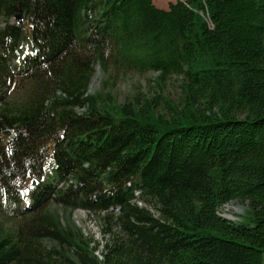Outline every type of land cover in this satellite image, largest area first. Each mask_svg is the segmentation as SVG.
Instances as JSON below:
<instances>
[{"label":"trees","instance_id":"obj_1","mask_svg":"<svg viewBox=\"0 0 264 264\" xmlns=\"http://www.w3.org/2000/svg\"><path fill=\"white\" fill-rule=\"evenodd\" d=\"M111 58L154 91L90 92ZM263 262L264 0H0V264Z\"/></svg>","mask_w":264,"mask_h":264},{"label":"rangeland","instance_id":"obj_2","mask_svg":"<svg viewBox=\"0 0 264 264\" xmlns=\"http://www.w3.org/2000/svg\"><path fill=\"white\" fill-rule=\"evenodd\" d=\"M158 9L166 8L170 2L175 0H152ZM118 61L110 59L105 68L102 69L98 63H94V70L89 82V91L93 92L104 84L102 90L109 91L117 101H122L132 93L150 94L154 90V78L157 72L147 71L138 72L122 67ZM121 65V67H119ZM179 76L172 75L162 85V90L170 97L171 102L178 103L183 99L182 89L180 88ZM13 207V206H12ZM246 209L245 204L228 202L222 206L220 214L231 215L237 219ZM71 221L75 228L82 230L86 237H92L94 241L103 242L104 237L100 231L99 215L89 212L82 208H76L71 213ZM102 245V244H101ZM264 264V262H263Z\"/></svg>","mask_w":264,"mask_h":264},{"label":"water","instance_id":"obj_3","mask_svg":"<svg viewBox=\"0 0 264 264\" xmlns=\"http://www.w3.org/2000/svg\"><path fill=\"white\" fill-rule=\"evenodd\" d=\"M233 202V201H232ZM223 218H226V219H230V220H233V219H235V218H233V216H231V215H227V214H225V215H221Z\"/></svg>","mask_w":264,"mask_h":264},{"label":"crops","instance_id":"obj_4","mask_svg":"<svg viewBox=\"0 0 264 264\" xmlns=\"http://www.w3.org/2000/svg\"><path fill=\"white\" fill-rule=\"evenodd\" d=\"M165 8V7H164Z\"/></svg>","mask_w":264,"mask_h":264}]
</instances>
